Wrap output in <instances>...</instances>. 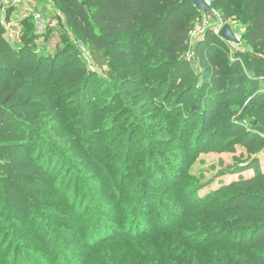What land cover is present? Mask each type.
<instances>
[{
	"label": "rangeland",
	"instance_id": "374dc122",
	"mask_svg": "<svg viewBox=\"0 0 264 264\" xmlns=\"http://www.w3.org/2000/svg\"><path fill=\"white\" fill-rule=\"evenodd\" d=\"M33 1L54 27L43 39L30 40L42 56L41 71L35 85H26L14 100L11 123L19 135V148L12 151L20 156L30 151L36 171L13 163L0 146V264H94L92 259L134 246L124 239L147 217L158 225L150 236L175 225L179 232L172 236L195 237L211 247L208 233L191 226L205 224V203L234 194L240 181L264 171V127L245 108L264 84L254 83L246 64L241 39L246 23L223 16L232 7L241 9L244 0H221V10L210 0L208 12L197 15L198 32L177 55L187 62L181 80L170 69L176 47L166 41L158 46L155 32L136 39L133 57L110 59L112 71L100 72L65 24L57 0ZM175 2L180 11L174 18L194 13L190 0ZM6 13L18 15L24 7ZM156 13L163 18L167 8ZM224 24L240 43L212 45L223 61L214 88L211 66L195 49L208 31ZM62 67L86 74L64 80ZM257 76L264 77L263 67ZM116 206L127 211L119 222L118 212H110ZM97 223L116 233L88 245Z\"/></svg>",
	"mask_w": 264,
	"mask_h": 264
},
{
	"label": "trees",
	"instance_id": "16d2710c",
	"mask_svg": "<svg viewBox=\"0 0 264 264\" xmlns=\"http://www.w3.org/2000/svg\"><path fill=\"white\" fill-rule=\"evenodd\" d=\"M57 2L63 7L65 24L71 29L73 36L84 43L92 65L100 72L108 74L112 71L110 59L123 60L133 57L136 39L146 32H155L158 46L160 42L166 41L176 47L175 53L170 57L173 59L170 69L174 70L177 80H181L187 73V62L180 60L177 55L187 50L190 40L188 33L194 28L197 15L206 14L198 11L192 4L194 13L191 16L186 19L174 18L180 11L175 0H57ZM215 2L216 8L221 10L218 5L221 0ZM244 2L241 9L232 7L224 11L223 16L236 17L246 23L241 39L245 47L252 48V52L246 51L248 56L246 64L255 74L254 83L264 84V77L259 79L257 76L260 68L264 69V0ZM158 8H167V14L163 18L158 17L156 13ZM21 23L20 42L10 43L4 37L0 17V146L13 163L30 164L31 169L36 171L30 151L21 156L12 151L13 148H19L17 140L19 135L11 123L13 119L11 113L17 108L14 100L27 91L26 85H35L37 75L41 71L42 58L39 51L32 49L33 46L30 47V40L35 39L37 35L32 19L27 17ZM49 33L50 30L42 35L43 38ZM217 40L224 39L214 31H208L199 47L195 49V52L211 66L210 76L214 88L219 85V78L223 74V61L220 62L219 54L211 49ZM51 58L53 57L50 56ZM58 71L62 79L68 81L86 74L66 67L59 68ZM5 75L14 79L7 81ZM210 92L215 90L212 89ZM260 100H264V90L250 97L245 108L246 114L256 118L264 127V107ZM214 106L218 113L219 105L214 103ZM236 189L234 194L218 198L210 205V201L205 203L203 208L209 212L205 224L191 225L200 232L208 233L212 239V246L209 248L205 247L208 244L206 241H198L195 237L186 239L169 234L173 231L179 232L175 225L161 226L160 236H150L153 226L158 225L147 217L139 222L140 227L132 237L124 239L127 243L133 242L134 246L121 255L115 256L110 252L104 260L95 258L91 261L94 264H123L125 261L129 264H264V171L258 170L254 176L240 181ZM120 208L121 206H116L110 211L114 214L118 212L115 217L117 222L121 221L127 212ZM115 233L113 227L97 223L88 232L87 244L92 245L110 239ZM163 234H169L173 238ZM174 241L183 246L180 249L176 248L172 245ZM124 257L126 260L122 261ZM12 261L9 264H14Z\"/></svg>",
	"mask_w": 264,
	"mask_h": 264
},
{
	"label": "built area",
	"instance_id": "2783aa9c",
	"mask_svg": "<svg viewBox=\"0 0 264 264\" xmlns=\"http://www.w3.org/2000/svg\"><path fill=\"white\" fill-rule=\"evenodd\" d=\"M210 0H203V4L210 6ZM33 0H0L1 7V24L4 27V37L10 43L20 42L22 34V21L31 15L35 33L43 39V36L48 30L54 27V23L49 18H46L40 9L36 10ZM24 7V13H18L10 16L6 13L8 9L14 7ZM220 28V27H219ZM219 28L214 33L218 35ZM199 26L196 24L194 28L189 31V37L192 39L198 32ZM236 35V34H235ZM239 39V37L236 35Z\"/></svg>",
	"mask_w": 264,
	"mask_h": 264
},
{
	"label": "water",
	"instance_id": "95a60500",
	"mask_svg": "<svg viewBox=\"0 0 264 264\" xmlns=\"http://www.w3.org/2000/svg\"><path fill=\"white\" fill-rule=\"evenodd\" d=\"M194 7L203 13L208 12V8L203 4V0H190ZM218 35L226 40L227 42H233V43H240V40L236 37L234 32L232 31V27L229 24H224L218 32ZM79 46L82 50H85L83 43H79ZM247 51L252 52V48L248 46Z\"/></svg>",
	"mask_w": 264,
	"mask_h": 264
}]
</instances>
